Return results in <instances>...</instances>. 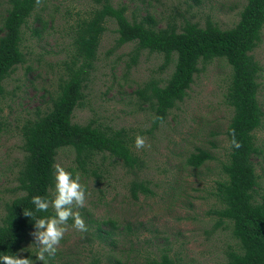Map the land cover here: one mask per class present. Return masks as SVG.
Returning <instances> with one entry per match:
<instances>
[{
	"label": "rangeland",
	"instance_id": "rangeland-1",
	"mask_svg": "<svg viewBox=\"0 0 264 264\" xmlns=\"http://www.w3.org/2000/svg\"><path fill=\"white\" fill-rule=\"evenodd\" d=\"M110 2L114 7L125 5L128 18L152 16L158 28L179 24L185 19L200 27L210 21L221 30L231 29L237 23L246 3L245 0ZM96 5L95 0H43L28 19L27 26L22 28L21 50L25 63L5 80V94L0 97V218L4 202L22 195L15 190L17 171L24 158L20 126L26 119L49 110L50 98L64 73L63 62L69 60L73 41L70 27L85 18ZM6 8L7 0H0V17ZM35 16H41L46 22L40 37L31 31L37 26ZM105 27L97 59L83 90V106L74 110L72 122L79 125L93 122L102 129H124L133 152L143 164L137 179L149 182L154 194L140 195L134 201L129 191L130 182L135 179L132 172L108 154L94 155L84 173L77 169L72 149L59 150L55 164H60L73 177L79 173L89 194L85 207L79 209L85 223L86 219L93 222L110 219L122 227L129 225L138 237L137 240L131 238L126 230L115 235L118 230H113L107 244L101 240L87 242L81 240V232L68 222L69 229L55 259L46 258L47 264L49 261L89 264L93 256L104 264H112L109 260L115 258H120L122 264H146V259L155 257L162 248L181 264H226L227 251H237V244L231 235V226L216 228L217 218L211 212L219 205L214 195L215 182L224 178L221 165L227 161L229 152L225 136L232 116V109L225 103L231 72L229 65L222 59L207 63L194 76L184 100L170 110L164 123L151 131L153 114L146 106L139 109L134 92L149 79L160 80L163 86L174 64L160 70L163 57L141 51L136 64L127 70L128 54L135 45L129 43L115 49V22L108 20ZM252 55L261 66L257 98L264 112V28L261 42ZM137 135L143 136L146 145L151 147L137 149ZM253 136L259 150L253 162L259 184L263 186L264 118ZM197 149L209 153L212 160L194 169L186 165V159ZM93 171L96 176L92 175ZM89 225L87 228L91 232L95 224ZM101 229L111 228L107 225ZM29 236L30 241L21 254L31 255L30 259L39 264L35 257L38 249L32 235ZM111 240L116 243L108 245Z\"/></svg>",
	"mask_w": 264,
	"mask_h": 264
},
{
	"label": "trees",
	"instance_id": "trees-1",
	"mask_svg": "<svg viewBox=\"0 0 264 264\" xmlns=\"http://www.w3.org/2000/svg\"><path fill=\"white\" fill-rule=\"evenodd\" d=\"M245 2L237 23L231 29L221 30L210 21L200 27L185 19L179 24L170 23L165 28H158V22L148 14L139 19L135 16L128 18L125 5L114 7L110 0H95L96 7L70 27L73 41L69 60L63 62L64 73L50 98L49 110L26 119L20 126L24 158L17 171L15 190L22 195L3 204L0 256L19 253L20 258L31 257L23 256L21 250L30 241L29 235L35 231L34 220L54 215V210L50 207L47 212L35 213L33 218L24 216L23 211H35L31 203L33 196L52 199L53 165L61 149L73 150L77 169L84 173L94 155L108 154L132 172L135 179L130 182L129 191L134 201L140 195L147 197L154 194L148 186L149 182L137 179L143 164L133 152L124 129H102L93 122L86 125L72 122L74 110L83 106V90L97 59L100 39L106 30L105 23L113 20L117 34L115 49L129 43L135 45L128 54L127 70L136 64L141 51L161 55L163 63L160 70L172 62L174 64L163 86L160 80L149 79L134 92L139 109L146 106L153 114L151 131L164 123L170 110L184 100L194 76L207 63L222 59L229 65L230 80L225 94V103L232 109L225 130L229 152L227 161L221 165L224 178L215 182L214 195L219 205L211 214L217 218L216 228L227 224L231 226V235L237 244V251H227L226 264H264V185L259 184L260 178L253 162L254 156L259 153L253 132L261 127L264 112L257 98L261 66L252 55L262 38L264 0ZM40 5L36 4V0H7L5 13L0 17V97L5 94V80L25 63L21 50L22 28L27 26L28 19ZM34 23L37 26L31 28L32 34L40 37L46 22L41 16H35ZM157 116L162 119H154ZM232 130H235L236 139L242 145L239 149L231 146ZM209 160H212L209 153L197 149L196 153L187 157L186 165L198 169ZM92 175L96 176V171ZM68 222L73 223L71 219ZM92 223L95 227L91 232L80 233L81 240H101L107 244L113 230H118L115 235L126 230L131 238L138 237L129 225L122 227L110 219L101 222L86 219V224H91L89 227ZM107 225L111 229H101ZM115 243L111 240L108 245ZM49 258L55 259V256ZM109 261L122 264L120 258ZM38 263L42 264L41 261ZM0 264L3 262L0 261ZM89 264L104 263L93 256ZM146 264L181 263L162 248L155 257L146 259Z\"/></svg>",
	"mask_w": 264,
	"mask_h": 264
},
{
	"label": "clouds",
	"instance_id": "clouds-1",
	"mask_svg": "<svg viewBox=\"0 0 264 264\" xmlns=\"http://www.w3.org/2000/svg\"><path fill=\"white\" fill-rule=\"evenodd\" d=\"M39 6L41 0H36ZM159 120L161 117H154ZM232 140L231 146L239 149L242 147L241 143L236 139L235 130L231 132ZM146 145V140L143 136L137 135L135 138V147L143 149ZM54 191L53 198L48 199L40 195L33 196L31 203L34 205L35 211L24 210L23 215L33 218L37 212H47L51 207L54 210V215L35 218V231L31 233L34 244L38 251L35 255L36 260L41 261L42 264H47L46 256H54L65 233L69 229L68 221L71 219L73 224L71 227L77 231L84 233L88 228L79 209L85 207L88 192L85 184L81 182V175L77 173L75 177L67 171L60 164H54ZM23 251V250H21ZM0 261L3 264H35L30 258H20L19 253L5 254L0 256Z\"/></svg>",
	"mask_w": 264,
	"mask_h": 264
}]
</instances>
